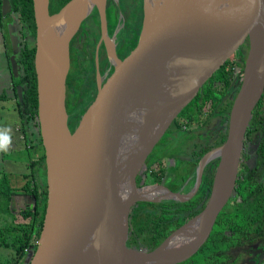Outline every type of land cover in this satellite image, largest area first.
<instances>
[{"label": "water", "instance_id": "95a60500", "mask_svg": "<svg viewBox=\"0 0 264 264\" xmlns=\"http://www.w3.org/2000/svg\"><path fill=\"white\" fill-rule=\"evenodd\" d=\"M80 1L70 0L49 14V0H32L37 123L47 194L28 264L182 263L206 242L235 187L251 113L264 91V0H142L141 14L120 55L107 35V0H86L88 8L81 14L76 8ZM93 9L101 34L95 51L97 93L70 133L65 106L69 46ZM9 33L10 65L17 77L18 38L11 27ZM246 39L248 51L225 140L200 160L192 193L165 190L174 200L191 198L206 162L216 155L205 207L154 250L129 249V212L144 200L136 178L147 157ZM102 41L112 68L104 81L98 70ZM16 91L22 102L21 88ZM180 234L181 240H174Z\"/></svg>", "mask_w": 264, "mask_h": 264}, {"label": "flooded vegetation", "instance_id": "af4514ba", "mask_svg": "<svg viewBox=\"0 0 264 264\" xmlns=\"http://www.w3.org/2000/svg\"><path fill=\"white\" fill-rule=\"evenodd\" d=\"M122 3H127V6L129 5L128 8L130 9H127L125 12H122L121 9L119 10L118 8ZM137 4L138 0H107L106 2L107 35L109 38H112L117 55L121 54L122 45L124 43L123 38L127 34L129 35L132 30L131 29L127 31L126 29L127 16L130 18L131 15H133L134 10H136ZM57 6V0H49V14H54L61 9H58ZM9 13L10 16L12 14H16L14 12ZM95 14H97V11L96 9H93L92 13L84 21H86L89 17L93 18V15ZM112 14L115 16L118 22L114 33L113 30L110 31L108 23L109 16ZM12 17L10 18V20L13 22ZM0 20L4 21L3 17L0 16ZM136 20L137 17L135 20H133L134 24ZM92 21L93 20L91 19L89 21L90 24L87 23L90 29L85 28V33H87L86 35L88 36L92 35L90 26L92 24ZM128 21L131 20L129 19ZM83 22L81 23L77 33H79V31L81 30ZM0 31L2 30L0 29ZM22 33V35L24 36L22 41L32 46V36L28 32L27 26H25L24 24ZM76 34L71 39L69 46L70 65L71 54L73 51L72 41L75 38ZM100 36L101 34L99 29L98 37L94 45V63L96 46L98 44ZM0 37L3 40L5 50H7L9 40H7V37L5 38V34H2L1 32ZM33 38V45L35 46V36ZM240 48H242L240 51L241 54L234 53V55L232 56V60H230L229 62V64L231 65L235 61L239 65L234 66L233 68L235 78L232 83V91L230 93L224 94V96L221 98V100L223 101V108L216 109L218 112H221L216 115H211L212 111L208 110L199 115L200 117H198V119L194 121H186L182 117H178L169 128L171 129V131L170 138H168V140L171 141L174 146L171 149L169 148V150L165 151V155L162 156V158L159 160H157L155 156H152V160L148 161L154 149L147 157L141 172L136 178V186L138 190L142 192V197L144 198V200L135 203V205L129 212V230L126 243L129 249L144 252L154 250L165 240L172 237L174 232L185 226L191 219L196 217L203 210L202 209L201 211H199L193 217L186 219L184 222L182 221L183 223L180 224L179 222L183 219V210H176L172 208H148L144 210H137L134 207L141 203H150L154 205L187 203L196 197L204 176H211L212 186L214 174L219 161L216 155H212V157H210L206 162L202 172L200 186L191 198L185 201L174 200L169 198L165 191L167 190L172 193H178L183 196L192 193L195 188L196 170L200 160L205 154L214 150L222 144H218L219 136L221 132H225V134L227 133L228 118L232 104L227 116V122L225 121V111L226 107L228 106V102L232 101L233 103V100L240 87L242 69L248 51L247 39ZM105 59L108 64L107 68L105 65ZM109 66L110 64L106 55L104 41H102L98 47V70L102 81H104V79L107 77L106 69H108ZM94 67L95 88H97L96 63ZM71 101H73V99L69 96L67 97L66 92V102L70 104ZM216 110L215 112L217 113ZM206 118L208 119V121L205 124L201 125ZM169 129L167 131H169ZM175 143L177 145L180 143V145L177 146ZM183 143L185 146L183 145ZM205 148L208 149L203 152ZM169 161H174L175 163L170 165ZM190 167H192L190 175H187V177L183 181L180 180L177 173L181 172V174L184 175L188 173V168ZM237 180H241L242 182H244L243 180H245L247 182V187L245 189L246 193L250 195L247 203H243V200L238 193L239 186L236 185ZM236 182L231 197L215 220L212 231L215 227L218 217L225 210L227 205L232 206L231 208H234L235 210H237L240 205L245 208V215L242 216L241 213L238 212H235L234 215V217L238 221L245 224V228L242 226L240 228H234L232 230L226 228L223 231V234L230 237V239L232 240V244H230V246L225 250L217 253V258H219V261H217L216 263L210 262L208 264H264V91L251 113L244 138L243 150L240 156ZM151 193L155 196L147 197V194ZM209 194L206 196L204 195L201 198L199 205H206ZM257 199H259V202L256 201ZM249 205H251V208L249 207ZM259 207L262 208L259 209ZM229 212L231 211L229 210ZM134 224H136L137 226L139 225L137 232L134 231ZM183 236V234H180V236H178V238H175L174 240H181ZM207 240L203 244V246L207 243ZM201 248L199 250H201Z\"/></svg>", "mask_w": 264, "mask_h": 264}, {"label": "trees", "instance_id": "16d2710c", "mask_svg": "<svg viewBox=\"0 0 264 264\" xmlns=\"http://www.w3.org/2000/svg\"><path fill=\"white\" fill-rule=\"evenodd\" d=\"M70 0H57L58 9L62 8ZM123 4V3H122ZM10 12H14L18 15V19L22 24L27 26L28 32L31 36H35V24L33 18V7L32 0H9ZM125 11L128 8L127 3L124 4ZM142 10V0H138L136 10L133 12V17L131 18V25H134L133 20L138 18ZM1 16V15H0ZM2 17V16H1ZM92 21L91 32L92 35L88 36L85 34L86 30L84 25L90 24ZM9 27H13L12 24H6V21L0 20V29L4 30L5 38L9 40V44L6 50V56L10 72L12 73L13 82V95L15 98L16 109L21 120V131L24 135L28 137V131L31 129L37 130L38 137L35 141L25 139V143H31L30 149H35V146L41 147L42 152L35 161L32 162L30 171V180L22 188V191L12 189L6 177L0 178V215L9 214V203L12 196L19 195V193L30 195L33 198V202L30 206L19 212V218L23 220L22 223L14 224L13 221L9 226L0 228V247L10 248L13 251V257L9 264H28L29 257L36 247V242L38 240L39 233L42 228L43 217L46 207V181H45V166H44V152L41 146V140L38 133V123H37V91H36V74L34 69V54L35 46H30L26 42H18V52L15 55V60L18 66L17 77L14 76L11 65L10 57L13 54L12 45L10 42ZM99 32V19L97 14L93 15V18H88L83 22L81 30L76 34L72 41L73 51L71 54V65L70 70L66 80V88L68 90V96L73 99L70 104L65 101L66 111L68 113V125L72 124L71 131L77 127L81 116L91 105L95 99L97 90L95 88V63H94V45L98 37ZM23 34V33H22ZM12 35L15 36V29L12 28ZM23 39V35H21ZM129 35L127 34V39ZM126 39V41H127ZM232 54L227 58L220 67L211 75V77L204 83L200 92L195 97V99L181 112L179 117H182L186 121H194L200 117L199 115L204 112L211 110V115H216L221 111L216 109L223 108L221 98L226 93L232 91V83L235 78L234 66L239 65L234 61L231 65L229 64L232 60ZM106 68L108 67L107 61L105 59ZM111 66L106 69V76L108 77L111 73ZM106 77V78H107ZM21 88V98L22 102L19 101L17 96L16 88ZM2 98V97H1ZM4 98V95H3ZM232 101L228 102L226 107V119L231 107ZM212 108V109H211ZM217 111V113L215 112ZM210 112V111H209ZM208 118V117H207ZM202 122L201 125L205 124L208 119ZM185 121V122H186ZM187 124V123H185ZM31 128V129H30ZM225 132H221L219 136L218 144L223 143L225 139ZM208 148H205L207 150ZM40 171L43 172L44 178L40 176ZM192 167L188 168V173L182 175L178 172V177L180 180H184L187 175H190ZM28 177V176H27ZM181 181V182H182ZM237 180L236 185L239 186L238 193L240 194L243 203L248 202L250 195L246 193L247 182L245 180ZM211 187V176H204L200 189L196 197L187 203H169L154 205L150 203H141L136 205L134 208L137 210H144L148 208H158V209H176L183 210V219L179 222L182 224L186 219L193 217L199 211H201L205 204H201L200 200L205 195L209 194ZM242 191V192H241ZM259 202V199L256 200ZM246 205V204H243ZM232 206L227 205L225 210L218 217L215 227L207 240V243L194 254V256L187 261L179 264H208L210 262L216 263L219 261L217 258V253L225 250L230 246L231 239L227 235L223 234V231L228 229L244 227L245 224L238 221L234 215L235 212L245 215V208L240 205L237 210L231 208ZM251 208V205H249ZM262 207H259V209ZM196 209V210H195ZM229 210L231 212H229ZM14 216V215H13ZM12 216V217H13ZM15 218V217H14ZM13 218V219H14ZM183 221V222H182ZM179 224V225H180ZM139 225L134 224V231L137 232ZM245 228V227H244ZM241 230V229H238ZM10 236V242L7 238ZM8 264V262H6Z\"/></svg>", "mask_w": 264, "mask_h": 264}, {"label": "rangeland", "instance_id": "374dc122", "mask_svg": "<svg viewBox=\"0 0 264 264\" xmlns=\"http://www.w3.org/2000/svg\"><path fill=\"white\" fill-rule=\"evenodd\" d=\"M5 5H6L5 0H0V15L3 17L4 21H6V24H12V26H13L12 28L15 29L16 36L18 38V42L19 41L22 42L21 35H22V31H23V24L17 18L18 17L17 14H12L11 16L9 15L10 14L9 13L10 12L9 0H8V8L7 7L5 8ZM118 9L119 10L121 9L122 12H125L124 4H121V6ZM11 17L13 18V22L10 20ZM132 17H133V15H131L130 18L127 16V21H126L127 31L132 29L130 27L131 23H130V21H128L129 19L131 20ZM87 22L84 25V27L90 29V27L87 25ZM108 23H109L110 31L113 30V33H114V31L116 29V25L118 24V22H117V19L115 18V16L113 14L109 16ZM0 32L3 34L4 30H2ZM85 34H87V33H85ZM31 38H32L31 44L33 45L34 38H33V36ZM123 39H124V43L122 45L121 53L123 52V50L125 49V47L127 45L126 44L127 35ZM244 42H243V44H244ZM0 44H1V42H0ZM242 45H240L236 49L235 53L241 54L240 51L242 48H240V47ZM1 56H2V54H1V48H0V67H2V69H0V72L2 70H5V67H6L4 65V60L2 59ZM3 74L9 76L11 74L10 68L7 69L6 71H4ZM6 84H7V80H5L4 78L3 79L1 78L0 79V93H1V95H4V98L3 97L0 98V141L4 142L3 139L5 137L7 138L10 136H13L12 132H14V127H15V130L18 134H15L14 137H10V138H12L11 141L14 143L13 145L11 143H6L7 145L3 149H0V167L1 166L4 167L5 164L6 165L9 164L11 166H14L13 168H18V169H20L21 172H24V170L26 169L25 164L27 163V161H26L27 156L29 155V158H34V152L36 153V151H37V153L41 154L42 149H41V147L35 146L36 148L33 149L31 152H28V153L23 152V151H19V150L11 152V150L13 149L12 146H15V148H17L18 146L22 145L21 144L22 142L18 141L17 136H19V138L21 140H24L27 138V141L28 140L35 141L37 139L38 135H36L37 130H35V129L34 130L31 129L30 131H28V134H29L28 137L22 133V131H21V120L19 118V115H18V112L16 109L15 98H13L14 99L13 102H10L9 99L6 97V95L8 94V91L7 90L5 91V89H4ZM66 92L68 93V90H66ZM9 97H10V95H9ZM67 97H68V94H67ZM15 124H16V126H15ZM71 126H72V124L70 125V127ZM68 127H69V125H68ZM70 127H69V131H70V133H73L75 128L73 129V131H71ZM170 131H171V129H169V131H167L165 133V135L163 136V139H161V141L155 146V148H154L150 158L148 159V161L152 160V156H155L157 158V160L161 159L162 156L165 155L164 154L165 151L169 150V148L171 149L174 146L173 143H171V141L168 140V138H170ZM29 144H31V143L29 142ZM179 145H180V143L177 146H179ZM183 145H184V143H183ZM3 157H4V160L2 159ZM2 161H3V163H2ZM169 163H170V165H172L175 162L169 161ZM11 171H13V170H11ZM11 171L8 173H5V174H8V175L12 174ZM27 173H30V172L28 171ZM41 175L44 178L43 172H41ZM12 176H15V172H13ZM11 177H9L10 180H11ZM24 200H26V202H24V205H29V202L27 201V199L25 198ZM11 216L12 215H8V216L6 215L5 219L2 216L0 217V219H2L0 221V227L2 226L1 228L9 226L11 224V222L9 220V218ZM22 222H23V220L21 218H19V216H16L13 219L14 224L15 223L18 224V223H22ZM9 237L10 236H8V238H7L8 242H10ZM12 255H13V251L10 248L0 247V264H6V262H8V264H9L12 260V257H13Z\"/></svg>", "mask_w": 264, "mask_h": 264}, {"label": "crops", "instance_id": "0c3cea01", "mask_svg": "<svg viewBox=\"0 0 264 264\" xmlns=\"http://www.w3.org/2000/svg\"><path fill=\"white\" fill-rule=\"evenodd\" d=\"M0 42H1V44H0L1 47L0 48H1V54H2L1 57L4 60V65L7 67V68L5 67V70H2L0 72V79L4 78L5 80H7V84L4 87L5 91L6 90L8 91V94L6 95V97L9 99L10 102H13L14 101V99H13L14 95H13V90H12L13 89L12 76H11V74L10 75L8 74L9 76L3 74L4 71L9 69V65L7 64L8 61H7V56H6V50L4 48L3 40H2L1 37H0ZM0 69H2V67H0ZM9 95H10V97H9ZM1 97H3V95H1V93H0V98ZM15 126H16V124H15ZM12 133H13V136H10V137H14L15 134H18L16 132V130H15V127H14V132H12ZM10 137H7L6 143H11L13 145L14 143L11 141L12 138H10ZM17 138H18V141L22 142L21 143L22 145L18 146L17 148H15V146H12L13 149L11 150V152L19 150V151H23V152L28 153V152L32 151V149H30L31 144H26L25 143V139L21 140L19 138V136H17ZM39 156H40V153H37V151H36V153L34 152V158H29V155L27 156V159H26L27 163L25 164L26 169L24 170V172H21L20 169H18V168H13L14 166H11L9 164H7V165L5 164L4 167L1 166L0 167V178L6 177L7 180H8L9 186L12 189L19 190L21 192L22 188L25 186V184L28 182V180H30V177H29L30 173H27V172L31 171L32 162L35 161L36 158H38ZM2 159L4 160V157ZM2 163H3V161H2ZM11 170H13V171H11ZM10 171H11L12 174H13V172H15V176H12V174H9V175L5 174V173H8ZM40 176L42 177L41 171H40ZM9 177H11V180L9 179ZM25 198L29 202V205H24V202H26V200H24ZM32 202H33V198L30 195H27V194L19 193V195L12 196L11 199H10V203H9V210H10V215H12V216L14 215V216L13 217L11 216L9 218L10 222L13 221L14 217L19 216V212H21L26 207L30 206ZM6 215L8 216L9 214H5V215L3 214V215H0V217L2 216L5 219ZM1 220L2 219H0V221Z\"/></svg>", "mask_w": 264, "mask_h": 264}, {"label": "bare ground", "instance_id": "6f19581e", "mask_svg": "<svg viewBox=\"0 0 264 264\" xmlns=\"http://www.w3.org/2000/svg\"><path fill=\"white\" fill-rule=\"evenodd\" d=\"M111 3V2H110ZM77 10H78V13H82L84 11L87 10L88 8V3L86 0H82L80 1L77 6H76ZM111 33V32H110ZM148 196L147 197H154L155 195H153L152 193L151 194H147Z\"/></svg>", "mask_w": 264, "mask_h": 264}, {"label": "clouds", "instance_id": "9594fccd", "mask_svg": "<svg viewBox=\"0 0 264 264\" xmlns=\"http://www.w3.org/2000/svg\"><path fill=\"white\" fill-rule=\"evenodd\" d=\"M7 138H4V142H0V149H3L6 146Z\"/></svg>", "mask_w": 264, "mask_h": 264}, {"label": "built area", "instance_id": "2783aa9c", "mask_svg": "<svg viewBox=\"0 0 264 264\" xmlns=\"http://www.w3.org/2000/svg\"><path fill=\"white\" fill-rule=\"evenodd\" d=\"M36 244H37V242H36Z\"/></svg>", "mask_w": 264, "mask_h": 264}]
</instances>
